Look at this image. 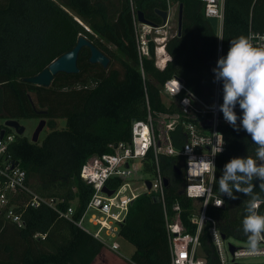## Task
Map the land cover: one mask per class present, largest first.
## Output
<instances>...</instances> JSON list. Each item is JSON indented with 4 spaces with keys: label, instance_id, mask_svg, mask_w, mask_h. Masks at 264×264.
<instances>
[{
    "label": "trees",
    "instance_id": "1",
    "mask_svg": "<svg viewBox=\"0 0 264 264\" xmlns=\"http://www.w3.org/2000/svg\"><path fill=\"white\" fill-rule=\"evenodd\" d=\"M171 1L183 6L182 29L178 35L176 28L168 38L165 51L170 61L159 69L155 66L153 42L148 44V56L139 58L135 20L136 12L141 11L154 25L162 26L155 10L167 11L165 0H0V120L44 119L48 129L39 144L29 142L24 135H14L9 152L36 192L61 201L59 210L74 207L71 220L46 207L26 210L21 229L0 213V264H94L103 245L74 224L94 192L79 177L82 165L92 156L112 153L110 145L130 141L132 122L146 117L144 87L153 112L176 111L173 105L166 107L159 94L163 83L173 77L209 101L214 87L212 69L217 59L227 54L230 41L241 35L247 37L249 28L264 33V0H224L219 40L204 15L203 2ZM80 36L109 59L106 68L91 64L89 49L82 48L77 74L58 73L49 87L24 81L72 50ZM140 60L145 81L140 74ZM113 64L122 72L112 68ZM218 99L221 105L222 82ZM235 111L241 114L240 109ZM220 117L224 150L215 159L213 190L224 204L220 208L208 206L206 213L225 239L247 242L242 220L250 197L234 192L238 198L230 199L220 194L218 179L230 159L255 158L256 145L243 128L236 131L225 122L222 112ZM59 120L65 122L64 127L58 126ZM170 135L174 147L180 149L181 129L176 128ZM177 159L159 158L168 181L164 190L166 208L172 216V206L178 203L181 221L193 234L195 226L190 218L196 208L193 200L181 192L183 178L178 175ZM153 170L150 153L142 171L150 175ZM253 183L255 193L264 198L260 182ZM122 184L119 179H110L106 186L117 190ZM258 212L264 215V204ZM36 234L43 236L35 238ZM118 236L134 247V264H170L164 215L157 196L144 193L130 203ZM200 243L199 255L205 264H219L207 227Z\"/></svg>",
    "mask_w": 264,
    "mask_h": 264
},
{
    "label": "built area",
    "instance_id": "2",
    "mask_svg": "<svg viewBox=\"0 0 264 264\" xmlns=\"http://www.w3.org/2000/svg\"><path fill=\"white\" fill-rule=\"evenodd\" d=\"M200 1L204 4L205 17L216 19L217 31L219 30L221 37L224 0ZM169 8L170 5L167 3V11ZM135 22L139 58L148 56V44L153 41L156 44L155 66L162 69L170 61V57L167 62L164 61V58L160 59L159 62L164 61L163 65H160L157 56L159 57V51L165 54V44L168 38L152 39L150 33L151 31L159 33L163 24L153 27L142 25L137 20ZM247 37L252 38L254 46L264 47V33L255 32L249 28ZM220 50L221 47L218 46V54ZM139 64L141 77L145 81L141 60ZM176 81L181 87L180 91L173 95L177 88ZM144 92L146 117L132 122L130 141L110 145L112 153L92 156L82 165L79 177L87 185H90L94 192L82 215L74 224L91 234L103 247L106 246L112 252L119 254V246L116 243L108 244V240L104 236L114 238L118 235L119 224L126 218L130 203L140 196V194L133 193L130 196L124 194L129 190L127 182L135 176L139 168L142 169L143 162L151 153L154 170L150 174L151 178L143 180L144 193L152 194L160 199L169 244L170 264H205L199 251L201 248L200 236L206 227L211 243L216 250L219 264H239L236 260L240 258L264 256V243L260 245V254L250 255L248 248L236 247L233 253L229 252V244L226 246V239L222 238L214 219L206 213L208 206L215 208L222 206H216V201L222 198L217 196L213 190L214 181L207 172L197 176L189 171V159L212 160L215 164L216 156L224 150L223 144L222 152L213 156L217 139L216 133H220L219 126L222 122L218 99L219 82H214L211 99L208 101L191 92L178 78L173 77L165 81L159 88V94L166 107L173 105L176 108L174 112H153L145 87ZM236 108L239 109V107ZM176 128L181 129L182 144L180 149L174 147L170 135ZM14 135L13 131L7 132L6 129L3 138L0 137V213L3 214L4 219L21 229L25 226L23 213L26 210L46 207L56 212L59 217L71 220L74 207L71 205L65 211L59 210L58 204L61 201L36 192L32 188L25 170L13 160L9 146L14 140ZM162 155L178 158L177 166L182 171L183 177L181 192L186 198L193 200L194 206L196 203L199 205L190 218L191 225L195 226L193 234L186 230L181 221V209L178 203L172 206V216L167 212L164 192L166 178L159 165V158ZM110 179H119L123 181V184L117 190H110L106 186ZM146 181L150 182L149 190L145 185ZM104 188L112 191L113 194L107 196L102 192ZM202 188L207 189L204 195L200 194ZM85 220L94 230H89L84 226ZM215 234H218V239ZM42 236L36 234L35 238ZM228 253L231 255V261L228 260ZM131 264L134 263L131 262Z\"/></svg>",
    "mask_w": 264,
    "mask_h": 264
},
{
    "label": "clouds",
    "instance_id": "3",
    "mask_svg": "<svg viewBox=\"0 0 264 264\" xmlns=\"http://www.w3.org/2000/svg\"><path fill=\"white\" fill-rule=\"evenodd\" d=\"M214 82H222L223 103L219 106L226 123L239 131L243 128L251 136L256 145L255 158L235 157L230 159L223 168L218 179L220 194L230 199H237L235 193H243L250 197L246 205V215L242 220V230L247 236L248 253L260 254V245L264 243V215L258 209L264 204V198L255 193L254 180H258L259 188L264 191V47L254 46L251 37L239 36L230 41V47L225 56L216 61L212 69ZM173 95L180 91V84ZM239 106L241 114L235 109ZM239 121V124H237ZM213 156L222 152L224 140L220 133ZM189 171L201 176L207 172L216 181V167L212 160L189 159ZM207 189L202 188L204 195ZM224 204L222 199L216 201V206ZM218 239V234H215Z\"/></svg>",
    "mask_w": 264,
    "mask_h": 264
},
{
    "label": "water",
    "instance_id": "4",
    "mask_svg": "<svg viewBox=\"0 0 264 264\" xmlns=\"http://www.w3.org/2000/svg\"><path fill=\"white\" fill-rule=\"evenodd\" d=\"M155 13L161 18L162 24L164 25L167 20V11H161V10H155ZM182 16H183V6L182 4L178 5V18H177V34L180 35L181 29H182ZM208 22L210 23L211 27L215 32H217V24L216 19L214 18H207ZM136 20L138 23L142 25L147 26H156L151 21L146 19L144 17V13L141 11L136 12ZM82 48H88L89 49V62L91 64H98L103 68H106L109 64V59L100 52L91 42H89L85 37L80 36L77 40L76 45L73 47L72 50L69 52L63 54L59 58L55 59L53 62H51L42 72L37 74L36 76L26 78L24 81L40 87H49L54 79V77L58 73H64V74H77L79 72V69L77 67V58L79 55V52ZM29 101L31 102L33 108V102L32 99L29 97ZM44 113V112H40ZM46 126V120L41 119L39 120L35 130L32 133L31 136V143H37L39 135L41 131ZM6 129H11L15 135L23 136L26 132V127L21 125L16 120H4L2 123V128L0 129V137L3 138ZM179 172V171H178ZM165 186H167L168 181L165 179L164 181ZM145 185L147 189H150V182L146 181ZM103 193H105L107 196H111L113 194L112 191L107 190V188H104L102 190ZM223 239L225 237L222 236ZM228 250L230 253H233L235 250V247L230 245L228 246Z\"/></svg>",
    "mask_w": 264,
    "mask_h": 264
},
{
    "label": "rangeland",
    "instance_id": "5",
    "mask_svg": "<svg viewBox=\"0 0 264 264\" xmlns=\"http://www.w3.org/2000/svg\"><path fill=\"white\" fill-rule=\"evenodd\" d=\"M178 18V17H177ZM176 20L173 22V25L171 27V30L169 33L163 31L162 29H159V33H155L154 31H151L150 38H162V37H167L169 38L173 34H175L176 31ZM140 32V31H139ZM220 33L219 30L217 31V37L218 40L220 38ZM153 42V41H152ZM154 43V42H153ZM154 46L156 44L154 43ZM112 68L117 69L121 71V68L117 64H113ZM122 72V71H121ZM33 97V96H32ZM39 122V119L37 120H31V121H22L19 122L21 125L26 127V132L24 134L25 138L29 142H31V136L33 131L35 130L37 124ZM3 121L0 120V125H2ZM65 122L63 120L58 121V126L59 127H64ZM48 133L47 126L44 127V129L41 131L37 144H39L44 136ZM149 179L151 176L149 174H145L141 168L138 169V172L135 174V176L128 181L127 183L129 184V190H127L124 194L127 196H130L132 193L133 194H144V186H143V180L144 179ZM196 210L199 208V205L196 203ZM84 226L89 229V230H94V228L87 223L85 220ZM104 236V234H102ZM105 239L108 240V244L111 243H116L119 246V254H116L112 252L108 247H103L101 255L96 259L94 264H131V256L134 252V247L129 244L127 241H125L123 238L120 236H115L114 238L112 237H105ZM225 244H230L236 248H248L247 242H242L239 241L233 237H229L225 240ZM228 260L231 261V255L228 253ZM237 263L239 264H264V256H258V257H244L236 260Z\"/></svg>",
    "mask_w": 264,
    "mask_h": 264
},
{
    "label": "crops",
    "instance_id": "6",
    "mask_svg": "<svg viewBox=\"0 0 264 264\" xmlns=\"http://www.w3.org/2000/svg\"><path fill=\"white\" fill-rule=\"evenodd\" d=\"M166 3H169L170 5V8L168 9L167 13V20H166V23L165 25L162 26V30L169 33L170 30H171V27L173 25V22L176 20V24H177V17H178V3H172V1H166ZM177 28V26H176ZM217 33V32H216ZM159 52H162V51H159ZM164 58V61L166 60V62L170 59L169 56L167 55V53L165 52V54H159V57L157 56V59H158V63H160V65H163V62H159L160 59H163ZM169 58V59H168Z\"/></svg>",
    "mask_w": 264,
    "mask_h": 264
},
{
    "label": "flooded vegetation",
    "instance_id": "7",
    "mask_svg": "<svg viewBox=\"0 0 264 264\" xmlns=\"http://www.w3.org/2000/svg\"><path fill=\"white\" fill-rule=\"evenodd\" d=\"M31 139V138H30ZM178 175L182 177V171L181 170H178ZM183 178V177H182Z\"/></svg>",
    "mask_w": 264,
    "mask_h": 264
},
{
    "label": "bare ground",
    "instance_id": "8",
    "mask_svg": "<svg viewBox=\"0 0 264 264\" xmlns=\"http://www.w3.org/2000/svg\"><path fill=\"white\" fill-rule=\"evenodd\" d=\"M160 54H162L161 52H159Z\"/></svg>",
    "mask_w": 264,
    "mask_h": 264
}]
</instances>
